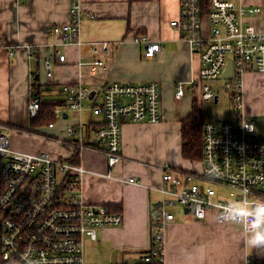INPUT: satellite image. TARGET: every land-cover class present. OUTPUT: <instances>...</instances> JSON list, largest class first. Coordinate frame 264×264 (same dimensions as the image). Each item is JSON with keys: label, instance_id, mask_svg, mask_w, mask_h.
Wrapping results in <instances>:
<instances>
[{"label": "built area", "instance_id": "1", "mask_svg": "<svg viewBox=\"0 0 264 264\" xmlns=\"http://www.w3.org/2000/svg\"><path fill=\"white\" fill-rule=\"evenodd\" d=\"M178 3L179 15L169 24L187 42L189 52L198 56L199 68L196 77L176 81L174 97L180 99L188 89L202 101H217V89L209 80L222 78L221 87L232 88L233 107L225 119L213 120L209 113L204 118L202 154L193 161L194 166H161L159 189L164 197L149 208L151 240L137 264H164V226L174 219L171 207L177 204L197 219L213 211L219 220L239 224L246 233L264 230V222L251 227L255 213L264 207V131L245 111L242 91L247 71L264 72V29L245 21L261 8L235 0H208L206 5L203 0ZM69 16V22L53 24L50 31L79 44L80 40H74L83 18L79 0H70ZM139 41L145 57H153L160 49L158 41L145 36ZM108 45V41L90 42L93 57L78 61V66L86 64L90 76L96 71L104 74L108 63L102 54L108 51ZM7 49L9 55L14 54L11 47ZM25 52L28 59H34L36 48L25 45ZM56 55L59 62L65 61L60 50H56ZM229 62L231 75L222 77ZM44 67L50 76L51 55L45 58ZM61 90L64 103L52 109L55 118L67 110L80 112L84 102H88L94 121L98 119L94 126L80 122L65 126L66 137L58 141L72 154L16 150L3 132L5 125L0 123V264H89L83 255V239H96L99 227L121 224L123 214L109 210L105 204L86 202L82 197V176L87 172L112 176L111 168L123 159L124 120L155 123L161 119V89L157 81L104 80L91 87L77 81L62 83ZM39 107L40 97L30 75L26 107L29 117L36 115ZM88 142L103 145L106 171L91 170L81 162ZM74 154H78V160ZM128 181L137 180L130 176ZM220 187L225 192L221 193ZM237 209L247 215L235 214ZM247 264H264V259L255 262L252 255Z\"/></svg>", "mask_w": 264, "mask_h": 264}, {"label": "crops", "instance_id": "2", "mask_svg": "<svg viewBox=\"0 0 264 264\" xmlns=\"http://www.w3.org/2000/svg\"><path fill=\"white\" fill-rule=\"evenodd\" d=\"M83 18L76 40H63L50 31L53 24L69 22L70 0H0V123L11 147L28 151V143L19 137L35 139L31 149L47 150L53 155L72 151L59 144L64 134H40L29 128L27 113L30 75L39 88L41 99L64 101L62 83L80 81L91 87L108 82L157 81L161 89V119L155 123L122 124L121 154L123 159L112 168L111 177L87 172L82 176V197L86 202L116 205L123 214L119 225L99 227L96 239H83V255L89 264H137L151 240L149 208L164 195L161 166L191 168L193 161L181 155V119L190 111L193 94L185 90L174 97L175 83L194 76L198 56L191 54L187 42L169 22L178 17V0H79ZM248 6H259L260 12L245 18L258 29H264V0H235ZM93 15L89 18L87 15ZM158 41L160 49L151 58L144 56L139 38ZM92 41H108L103 57L108 69L103 74H87L86 62L93 57ZM25 45L36 48L35 58L28 59ZM7 47L14 51L8 54ZM56 50L65 56L57 60ZM52 56L51 75L47 76L44 60ZM198 73V71H197ZM82 77L79 78V75ZM264 72L247 71L242 80L245 111L252 118H264ZM80 112L67 110L60 117L75 118L85 126L96 121L89 103ZM199 105V104H198ZM200 106V105H199ZM71 113V114H70ZM208 114V113H207ZM53 123V122H52ZM68 125V124H66ZM63 128V129H62ZM64 135V136H63ZM26 149V150H24ZM29 151V152H34ZM106 154L102 144L88 142L81 162L94 171H106ZM133 176L136 182L128 181ZM164 226V264H247L264 259V252L246 247L247 235L239 224L219 220L215 212L197 219L183 210ZM114 211V210H112Z\"/></svg>", "mask_w": 264, "mask_h": 264}, {"label": "trees", "instance_id": "3", "mask_svg": "<svg viewBox=\"0 0 264 264\" xmlns=\"http://www.w3.org/2000/svg\"><path fill=\"white\" fill-rule=\"evenodd\" d=\"M204 5L208 0H203ZM39 88L35 84V93L39 95ZM64 103V101H63ZM61 101L53 99H41L40 107L36 115L29 117V128L48 125L54 121L55 116L52 109L59 105H63ZM200 106L197 104L196 96H193L190 111L181 119V155L183 158L190 160H199L202 154L201 131L204 121ZM74 159L78 160V154H74ZM109 210L120 211L116 205H106Z\"/></svg>", "mask_w": 264, "mask_h": 264}, {"label": "rangeland", "instance_id": "4", "mask_svg": "<svg viewBox=\"0 0 264 264\" xmlns=\"http://www.w3.org/2000/svg\"><path fill=\"white\" fill-rule=\"evenodd\" d=\"M198 68H199V64L195 66L194 77H196L198 74L197 73ZM223 82H224V79H222V78L209 80L210 85L213 88L217 89L216 90L217 95H218L217 101H213V100L202 101L199 98H196L197 104L200 105V108H201V111H202V114L204 115V117H207V113H209L211 119L222 120V119L227 118L230 115L231 109L233 107V103H232V100L230 97V94L232 92V88H228L227 90H225L224 88L221 87ZM260 97H262L264 100V90H260ZM74 121H75V118L71 117V115L67 119L56 118V119H54V121H52L53 122L52 126L43 125V126L35 127L33 130L36 131L37 133H40V134L48 133V134H53L57 137H61V134H64V132L61 133L57 129V127L61 128L63 126V128H64L66 126V124H72V123H74ZM254 121L256 123V126L258 128H260L261 131H264V118H262V117L257 118L256 117V118H254ZM19 138L21 141L25 140L28 143V149H27L28 151H34L31 149V147H32V143L35 142V139H28L25 137H19ZM24 150H26V149H24ZM192 161H195V160H192ZM197 165L198 164H196V166ZM219 190L221 191V193L225 192V189L223 187H220ZM172 209L174 210L176 215H181L183 213V209L179 204L173 206ZM259 250L261 252H264V249H259Z\"/></svg>", "mask_w": 264, "mask_h": 264}, {"label": "clouds", "instance_id": "5", "mask_svg": "<svg viewBox=\"0 0 264 264\" xmlns=\"http://www.w3.org/2000/svg\"><path fill=\"white\" fill-rule=\"evenodd\" d=\"M235 214H239L241 216L247 215L246 212L237 209ZM255 221L251 225L252 228H256L262 222H264V207L260 208L259 211L255 213ZM244 244L246 247H251L255 249H264V230L256 231L250 235L246 236L244 240Z\"/></svg>", "mask_w": 264, "mask_h": 264}, {"label": "water", "instance_id": "6", "mask_svg": "<svg viewBox=\"0 0 264 264\" xmlns=\"http://www.w3.org/2000/svg\"><path fill=\"white\" fill-rule=\"evenodd\" d=\"M231 75V63H228L226 70L222 73V77H229ZM186 212V209L184 210Z\"/></svg>", "mask_w": 264, "mask_h": 264}]
</instances>
